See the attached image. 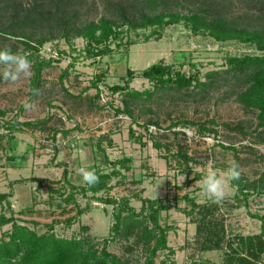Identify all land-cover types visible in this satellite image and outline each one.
<instances>
[{
    "label": "rangeland",
    "instance_id": "obj_1",
    "mask_svg": "<svg viewBox=\"0 0 264 264\" xmlns=\"http://www.w3.org/2000/svg\"><path fill=\"white\" fill-rule=\"evenodd\" d=\"M213 1L225 15L249 24H256V16L264 11L258 7L260 0ZM88 2L85 10L89 15L99 16L104 11V0ZM26 6L29 7L27 3ZM5 8L0 10V25L10 20V12ZM154 28L126 31L127 27H123V44L118 47L113 42L112 50L99 56L89 54L87 41L82 37H76L72 43L64 38L46 41L38 53L56 61L43 70V85L35 98L31 88L33 67L30 79L15 85L0 82V133L4 131V123L13 117L21 121L46 119L40 126L25 127L24 131L12 132L0 141V193L11 192L15 215L38 231L43 232L53 224L57 234L85 237L95 247H101L109 236L118 207L94 199V194L117 200L127 197L137 210L143 197L161 199L171 204L170 209L162 212L161 223L172 229L168 236L170 248L159 251L157 263L169 258L168 264H227L225 243H221L222 249L204 250V247L214 246L223 234L228 239L236 234L260 232L261 221L251 214H264V193L252 190L246 206L243 195L230 181L225 199L214 203L202 196L198 181L209 161L217 169L225 170L236 157L244 180L263 177L264 142L259 136H264V126L260 125L258 110L245 107L236 100L235 93L230 96L232 90L228 88L210 92L193 87L155 90L151 81L137 76L131 88L149 90L152 95L130 98L126 92H113L110 86L125 83L127 68L141 71L158 61L188 73L199 69L205 79L211 70H225L228 56L263 52L254 44L235 39L219 41L203 32L196 34L183 22L159 28L158 33L150 35ZM18 39L0 37V46L27 50ZM65 68L69 74L62 85L60 75ZM98 75L103 76L98 81L101 92L96 95L97 88L92 83ZM25 100L34 101L36 110L26 112L22 106ZM126 102L136 121L113 109L123 108ZM185 119L213 120L216 123L207 126L217 133L200 134L197 125L179 124L170 129L173 122ZM238 125L245 132L233 129ZM56 129L59 131L53 139ZM156 142L161 146L157 147ZM222 143L237 150L226 149ZM179 150L191 157L188 163ZM123 158L129 159L124 163L128 168L121 163L114 165ZM65 167L70 181L79 186H89L79 174L80 168L111 172L112 177L106 189L97 193L88 190L86 194L77 191L76 201L68 202L65 194L69 187L54 183L62 180ZM34 177L47 181L38 186V181L30 180ZM56 188L60 192L50 193V189ZM78 209L85 211L77 214ZM21 210L26 212L20 213ZM1 212L11 214L6 202L0 203ZM73 216L76 218L70 222ZM140 220L124 225L122 233L109 243V250L129 260V264H140L146 258ZM147 224L152 227L150 222ZM10 228L11 224L0 226V238Z\"/></svg>",
    "mask_w": 264,
    "mask_h": 264
},
{
    "label": "trees",
    "instance_id": "obj_2",
    "mask_svg": "<svg viewBox=\"0 0 264 264\" xmlns=\"http://www.w3.org/2000/svg\"><path fill=\"white\" fill-rule=\"evenodd\" d=\"M104 11L100 15H89L85 6L88 0H0V10L6 7L9 10V23L1 22L0 37L19 38L18 41L25 44L28 59L33 63V75L31 78L32 98H35V90L41 89L43 85L42 72L45 68L53 65L55 58L41 57L38 51L46 41L55 38H64L68 43L76 37L84 38L86 49L91 56H99L110 52L111 43L117 46L123 44L124 30H136L139 28L155 27L150 35L159 32V28L183 22L194 33H207L219 41L239 40L244 43L254 44L262 54H245L243 56L233 55L227 57L228 67L225 70H211L205 74V79L201 77L199 69L193 72L176 69L172 64L158 61L145 67L141 71L127 68V78L124 84H114L110 86L113 92H126L128 97L152 95L149 90L138 91L131 88V82L137 76L148 79L153 83L155 90L171 88H198L201 91L210 92L228 88L232 90L230 96L236 94V100L245 107L258 110L260 125L264 126V11L256 16V24L241 22L238 18L225 15L217 3L213 0H104ZM211 4H206V3ZM26 3L29 7L26 6ZM190 3L192 6L188 7ZM259 8H264V0L258 3ZM94 6L97 7L96 1ZM5 8V9H6ZM187 10L188 12H184ZM87 14V15H85ZM89 15V16H88ZM245 16L247 14L245 13ZM0 18H2L0 16ZM41 24V27L38 26ZM118 41V42H117ZM13 51H15L12 48ZM193 66H196L194 64ZM69 70L65 68L60 75V83L64 85ZM103 75H98L92 85L97 88L96 95L101 90L98 81ZM116 113H126L136 121L133 110L128 102L123 108H113ZM46 119L21 121L18 117L4 123V131L0 133V141L12 135V132L24 131L25 127H37L43 124ZM159 125L158 122H151ZM208 123L215 124L213 120L193 121L190 119L179 120L171 124L197 125L198 132L217 133ZM148 125V124H147ZM243 132L242 126H235ZM59 129L53 133L56 137ZM131 135L135 134L133 127L130 128ZM177 133V132H175ZM185 133V132H183ZM264 142V136H259ZM157 147L161 146L158 142ZM226 149L237 150L235 146L221 144ZM182 151V146H179ZM179 152L184 161L188 163L191 157L187 152ZM128 158L117 160L114 165L121 163L128 166L125 161ZM239 165L238 157L234 161ZM117 169L114 170V173ZM99 182L92 186H79L68 178L69 171L65 167L62 180L54 181L62 184L61 187H69L66 201H76V192L82 191L86 194L88 190L95 193L108 187V182L112 177L111 172H98ZM30 180L38 181V186L47 181L45 178L34 177ZM241 176L239 180H233L237 186L239 194L243 195L245 205L249 206L248 197L254 192L264 193V175L259 180L246 181ZM61 189H50L52 192H60ZM66 192V191H65ZM64 194V193H63ZM11 192L0 193V203L6 202L7 208L11 212L7 215L0 213V226L11 224V228L4 231L0 238V264H129V260H123L120 256L109 250V243L119 236L124 225L133 224L132 220H140L143 225L142 231L144 243L146 244V258L140 264H168L169 258H164L160 263L156 262V256L161 250L169 249L168 236L172 227L161 223V214L164 210L171 208L170 203H165L161 199L149 197L141 198L142 206L137 210L132 206L127 197L119 200L115 198H105L94 194L92 197L101 202L112 204L118 207V212L114 214V220L110 227V234L104 238L101 247H95L89 239L80 236H61L54 230V225L49 224L48 229L43 232L28 225V221L15 215L11 207ZM85 210L78 209L77 214H82ZM26 212L21 210L20 213ZM260 219V232L250 235L236 234L232 238L223 237L216 239L215 245L204 247L206 249H222L221 243H225V254L227 264H262L264 256V214H251ZM73 216L69 221L72 222ZM148 222L152 227L148 226ZM38 225L37 222H34ZM223 230V229H222ZM224 233V230H223ZM208 243H212L208 239ZM208 245V244H207ZM170 264H176L171 262Z\"/></svg>",
    "mask_w": 264,
    "mask_h": 264
},
{
    "label": "clouds",
    "instance_id": "obj_3",
    "mask_svg": "<svg viewBox=\"0 0 264 264\" xmlns=\"http://www.w3.org/2000/svg\"><path fill=\"white\" fill-rule=\"evenodd\" d=\"M28 55L19 50L13 51L9 45L0 46V82L15 85L22 80L30 79L32 63ZM35 94L39 95V90H35ZM22 106L26 112L35 111L37 108V104L32 100L23 101ZM79 174L89 186L99 182V176L94 169L80 168ZM240 177L241 171L236 162H231L225 170H219L212 161H209L202 178L198 181L201 194L214 203L222 202L230 188V181L239 180ZM181 180H185V177H181Z\"/></svg>",
    "mask_w": 264,
    "mask_h": 264
}]
</instances>
